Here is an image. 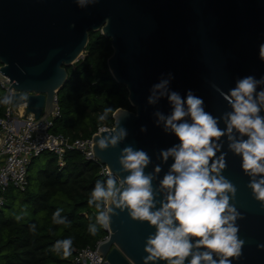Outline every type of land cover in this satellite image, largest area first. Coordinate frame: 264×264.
I'll use <instances>...</instances> for the list:
<instances>
[{"label":"water","instance_id":"obj_1","mask_svg":"<svg viewBox=\"0 0 264 264\" xmlns=\"http://www.w3.org/2000/svg\"><path fill=\"white\" fill-rule=\"evenodd\" d=\"M91 32L111 40L108 69L126 87L135 108H118L113 114L114 126L119 120L128 131L118 147L101 149L97 141L102 131L92 136L93 156L110 174L125 176L119 163L121 149L130 144L147 150L152 159L145 171L154 172L157 164L162 167L152 182L157 193L173 162L158 159L159 149L178 143L174 134L155 123L157 110L171 112L167 98L156 104L147 101L161 73L173 72L171 87L181 94L193 89L216 116L230 107L214 85L227 91L238 76L264 75V53L259 48L264 43V0H99L86 8L75 0H0V72L10 80L5 95L14 97L11 105H25L36 124L51 115L69 80L68 67L84 56ZM220 127H225L223 120ZM223 142L228 151L227 139ZM227 164L224 175L238 189L233 202L243 213L238 224L245 240L234 264H264V248L258 247L264 244V202L257 201L248 187L250 177L241 168L240 156L228 151ZM117 213L98 253L106 264H146L145 238L155 227L131 218L126 210Z\"/></svg>","mask_w":264,"mask_h":264},{"label":"clouds","instance_id":"obj_2","mask_svg":"<svg viewBox=\"0 0 264 264\" xmlns=\"http://www.w3.org/2000/svg\"><path fill=\"white\" fill-rule=\"evenodd\" d=\"M80 8L99 3V0H75ZM75 26V25H73ZM264 53V43L259 46ZM175 74L161 73L149 89L147 101L156 104L166 97L171 112L156 111L155 123L167 134H174L178 143L159 149L163 163L172 158L169 170L159 182L160 193L153 187L156 174L146 172L151 156L143 148L127 145L121 149L120 173H111L106 180H97L88 199L89 206L99 211L88 231L95 235L100 227L110 228L117 209L127 211L131 218L148 222L155 231L145 238L144 249L148 262L159 264H234L242 256L245 240L240 236L238 220L243 217L236 204L237 186L224 175L228 167V151L240 156L241 168L250 177L248 187L257 201L264 202V75L238 76L234 86L224 91L214 85L226 99L230 110L216 116L206 110L204 98L193 89L184 94L171 87ZM22 99H25L22 97ZM14 102L12 95L0 97V104ZM113 108L108 106L99 115L105 121ZM223 120L225 127H220ZM142 131L146 127L142 126ZM97 141L101 149L118 147L128 131L117 120ZM224 138L228 151L224 149ZM158 195L162 198L157 199ZM159 204V206H157ZM264 205V204H262ZM62 208L53 212V223H68L61 217ZM30 230H37L36 224ZM73 238L57 240L54 251L67 257L71 254ZM264 248V244L258 245ZM231 258V259H230Z\"/></svg>","mask_w":264,"mask_h":264},{"label":"trees","instance_id":"obj_3","mask_svg":"<svg viewBox=\"0 0 264 264\" xmlns=\"http://www.w3.org/2000/svg\"><path fill=\"white\" fill-rule=\"evenodd\" d=\"M113 49L111 40L100 32L90 33L84 58L68 67L69 80L58 93L61 115L52 131L70 140L91 138L100 127H113V114L118 108L135 111L128 99V90L117 83L108 69ZM5 90L0 86V97ZM112 107L105 121L98 117L105 107ZM7 105L0 104V118ZM61 168L53 152L34 159L29 171L26 191L9 187L5 206L0 209V264H72L74 248L96 247L108 237V231L98 226L95 235L88 231L95 223L98 209L88 205L91 190L97 180H106L103 166L88 159L79 150H68ZM18 206L20 214H8ZM62 208L61 217L68 223H53V212ZM31 215V216H28ZM36 224L35 232L30 225ZM73 238L71 254L53 250L54 243L65 237Z\"/></svg>","mask_w":264,"mask_h":264},{"label":"built area","instance_id":"obj_4","mask_svg":"<svg viewBox=\"0 0 264 264\" xmlns=\"http://www.w3.org/2000/svg\"><path fill=\"white\" fill-rule=\"evenodd\" d=\"M0 86L5 93L10 86V80L1 72ZM55 102L57 107L52 114L37 124L35 115L28 113L25 105L14 107L8 104L5 116L0 118V209L5 206L9 187L20 191L27 190L30 166L34 159L45 152L56 154L61 168L66 164L65 154L68 150H79L88 159L97 160L93 156L92 137L70 140L62 134L53 133L54 122L61 115L58 97ZM101 128L112 127H100L98 132ZM102 166V174L108 176L109 170ZM99 243L94 248L91 246L74 248L72 264H106L107 260L97 251Z\"/></svg>","mask_w":264,"mask_h":264},{"label":"rangeland","instance_id":"obj_5","mask_svg":"<svg viewBox=\"0 0 264 264\" xmlns=\"http://www.w3.org/2000/svg\"><path fill=\"white\" fill-rule=\"evenodd\" d=\"M84 57H82V59H83ZM74 66V65H73ZM7 211V213L8 214H13V213H16L17 214V216L20 214V211L18 210V206L16 205V206H14L13 207V209H7L6 210ZM28 216H31V215H28Z\"/></svg>","mask_w":264,"mask_h":264}]
</instances>
